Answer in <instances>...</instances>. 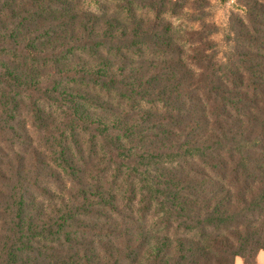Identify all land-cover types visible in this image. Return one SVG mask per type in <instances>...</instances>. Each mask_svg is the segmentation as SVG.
<instances>
[{
    "label": "trees",
    "instance_id": "1",
    "mask_svg": "<svg viewBox=\"0 0 264 264\" xmlns=\"http://www.w3.org/2000/svg\"><path fill=\"white\" fill-rule=\"evenodd\" d=\"M197 2L0 0V264H256L264 0Z\"/></svg>",
    "mask_w": 264,
    "mask_h": 264
},
{
    "label": "rangeland",
    "instance_id": "2",
    "mask_svg": "<svg viewBox=\"0 0 264 264\" xmlns=\"http://www.w3.org/2000/svg\"><path fill=\"white\" fill-rule=\"evenodd\" d=\"M193 0H189L191 2ZM197 7L189 3V8L180 17H167L175 29H199L205 23L215 25L211 39L215 44L218 58H223L230 50V43L225 39L230 13L237 12L236 0H197ZM199 4V5H198Z\"/></svg>",
    "mask_w": 264,
    "mask_h": 264
},
{
    "label": "crops",
    "instance_id": "3",
    "mask_svg": "<svg viewBox=\"0 0 264 264\" xmlns=\"http://www.w3.org/2000/svg\"><path fill=\"white\" fill-rule=\"evenodd\" d=\"M234 264H243L240 258L236 257L234 259ZM256 264H264V252L259 251L256 255Z\"/></svg>",
    "mask_w": 264,
    "mask_h": 264
}]
</instances>
